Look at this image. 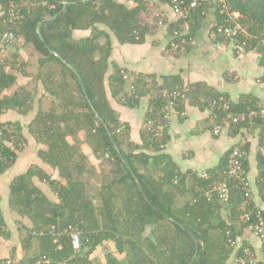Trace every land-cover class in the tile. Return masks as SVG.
Segmentation results:
<instances>
[{"label": "trees", "instance_id": "16d2710c", "mask_svg": "<svg viewBox=\"0 0 264 264\" xmlns=\"http://www.w3.org/2000/svg\"><path fill=\"white\" fill-rule=\"evenodd\" d=\"M47 1L54 7L39 4L14 26L16 37L37 56L35 67L32 57L24 61L19 47L1 43L5 24L0 22V117L10 110L21 116L15 122H0V174L16 163L26 141L38 146V157L48 165L47 169L33 163L11 183V209L26 220L22 222L28 231L25 243L34 239L37 254H46L54 264H228L232 255L241 256L248 243L239 238L259 216L264 217V210L254 201L244 209V191L233 182L228 201L215 189L232 147L216 168L208 169L209 178L182 170L165 151L169 132L153 139L147 130L149 119L165 117V94L153 95L171 89L167 87L178 83V78L160 81L140 72L133 91L122 73L128 68L111 60L113 37L122 44L145 42L151 26L141 22V14L149 9L148 0H135L130 6L119 0H67L66 5L65 0ZM227 1L242 14L252 36L244 50L264 55V0ZM208 3L199 0L186 17L168 24L173 41L187 48L191 35L201 27ZM7 7L8 0H0L1 17ZM215 7L219 23L223 16ZM77 30L91 31L76 38ZM176 30L179 35H174ZM235 42L239 47L243 38ZM5 46L7 55L1 53ZM18 73L33 81L18 86ZM197 90L188 89L187 94L206 109L211 99L220 96L230 99L235 113L258 104L250 97L235 101L212 89ZM150 92L142 142H138L118 107H137ZM32 112L25 133L23 121ZM247 128L259 131L258 185L264 199V119L228 127L236 134ZM248 165L247 159V169ZM35 177L48 183L58 200L51 199ZM0 221L4 223L2 216ZM51 225L60 232H32L42 227L48 231ZM71 225L82 233L77 252L65 231ZM5 232L0 230V236ZM229 237L237 240L236 246Z\"/></svg>", "mask_w": 264, "mask_h": 264}, {"label": "crops", "instance_id": "0c3cea01", "mask_svg": "<svg viewBox=\"0 0 264 264\" xmlns=\"http://www.w3.org/2000/svg\"><path fill=\"white\" fill-rule=\"evenodd\" d=\"M119 1L125 2L129 6L137 3L135 0ZM207 1L209 2L207 12L201 27L191 35L187 48L184 46L185 50L178 53L166 50V46L173 39L168 24L177 20L171 4L163 0H148L149 9L141 14V22L151 25V17L161 14L165 18L164 24L156 27L151 25L150 32L142 44H122L113 37L111 60L128 68L133 73L151 74L160 81L178 78V83L173 87L180 84L186 92L188 89L197 90L201 87V90L212 89V91L228 94L235 101L243 96L250 97L249 101L256 99L258 104L264 105V81H258L259 78L264 77V55L257 50H244L231 39L215 36L213 31L218 23L219 15L215 5L210 3L214 0ZM90 31L77 30L75 37H85L90 34ZM10 47H19L24 61L30 57H32V61L37 60L33 49L26 47L20 39L17 44ZM2 49L3 55L9 54L7 48L3 47ZM34 61L33 67H35ZM33 67L30 66L32 69ZM18 75V86L33 81L32 77H24L21 73ZM39 88L42 89L41 82ZM194 100H191L188 95V100L181 103V109L186 113L184 116L173 112L172 125L168 134L169 141L165 151L173 156L184 171L208 170L216 168L223 155L242 136L247 137L250 143L248 177L253 190V201L259 209L264 210V199L260 196L258 185V176L261 170L257 156L261 150L259 131L255 128H247L236 134L226 127L220 135H214L211 110L195 104ZM140 102L141 104L137 107H118L122 120L130 123L132 139L138 142H142L141 131L144 126L149 96H142ZM34 115L32 112L28 116V120L31 121ZM20 118L21 116L17 112L10 110L0 117V122H15ZM26 120L27 117L24 121ZM29 145L28 147L32 148L36 144L30 143ZM28 147L26 144L25 150L21 152L16 163L5 173L0 174V216L4 218L3 224L7 227V230H4L6 232L0 236V257L12 256L22 264L37 255L39 245L34 239L32 243H25L24 238L27 236L25 233L28 231L22 222L25 223L26 220L20 219V216L11 209V183L16 175L28 170L32 161L48 169V165L38 157V149L35 153L34 149L31 152ZM27 151L28 153H26ZM34 181L38 184L39 180L35 177ZM39 185L51 199L58 200L50 185H48L50 190L44 187L45 182H39ZM1 232L3 231L1 230ZM244 241L253 245L258 252L261 250V240L251 227L246 228L240 236L239 242ZM235 260L236 257L232 255L228 264H236Z\"/></svg>", "mask_w": 264, "mask_h": 264}, {"label": "built area", "instance_id": "2783aa9c", "mask_svg": "<svg viewBox=\"0 0 264 264\" xmlns=\"http://www.w3.org/2000/svg\"><path fill=\"white\" fill-rule=\"evenodd\" d=\"M199 3V0H191L189 3H186V0H170V4L173 8V11L177 17V20L186 17L192 8L196 7ZM43 4L48 5L49 7H54L53 4H49L47 0H8V7L4 17L0 16V22L5 24V30L1 36V43L8 45H15L18 43L19 39L16 37L14 26L21 22L26 12L35 8L37 5ZM212 4V3H211ZM213 5L219 6V13L223 16V19L216 24L213 34L216 36L221 35L227 39L233 41L243 38L242 47L248 44L249 39L252 37L249 33L248 27L242 22V14L239 11L233 10L231 5L227 0H214ZM165 22L163 15L158 14V16L151 17L150 23L153 27L162 25ZM150 25V26H151ZM179 31H175L174 35H179ZM174 38V36H173ZM181 49L185 50L184 45H181L175 40L171 42V47L169 51L175 52L176 50ZM124 78L129 82L131 89L134 91L137 80L139 78L137 73H132L126 69H122ZM258 81H264V77L259 78ZM156 92V91H153ZM153 92L148 94L149 97L153 95ZM165 94L166 104L164 106L165 117L162 118H151L147 122V130L151 138L156 139L162 138L167 134L172 125V113L176 108H181V103L188 100V94L185 89L179 84L176 87L171 89H159L156 94L153 95L154 98L161 97V94ZM131 96L132 94L129 93ZM209 109L212 113V131L214 135H220L226 127H238L242 121H248L251 125L259 119H264V105L257 104L255 106H249L246 110L235 113L230 108V99L225 96H220L219 98L211 99L209 104ZM221 112V113H220ZM181 115L184 116L186 113L184 110H181ZM11 128V126H9ZM248 138L242 136L238 142H236L231 149L228 162L226 167L221 173V179L215 186V189L220 192L222 200L228 201L231 194V182L235 183L236 186L240 187L244 191L245 201L242 204L243 208H246V205H249L252 202V187L248 177V169L246 167V161L249 158V149H248ZM23 146L26 147V142L23 143ZM264 153V148H263ZM2 159V153L0 151V161ZM197 174L204 178H209L211 173L208 170H194ZM250 213H246V218L249 219ZM255 234L261 240V250L258 252L257 249L248 244L243 249V254L239 257H236V264H264V217L259 216L258 220L253 223L252 226ZM0 230H7V227L4 226L0 221ZM56 226L51 225L49 230L42 227L35 229L34 234H45L47 232L55 233ZM67 231L71 237L72 245L74 250L80 251L82 247V233L81 229L78 226L71 225L67 228ZM60 232V231H58ZM56 241L58 237L56 236ZM229 241L232 246L237 245V240L229 237ZM0 264H22L19 263L12 256H1ZM25 264H54L49 256L46 254H37L32 260L28 261Z\"/></svg>", "mask_w": 264, "mask_h": 264}, {"label": "rangeland", "instance_id": "374dc122", "mask_svg": "<svg viewBox=\"0 0 264 264\" xmlns=\"http://www.w3.org/2000/svg\"><path fill=\"white\" fill-rule=\"evenodd\" d=\"M8 46L10 47V46H12V45H8ZM2 48H3V47H2ZM5 48L8 49L7 46H5ZM2 50H3V49H2ZM24 119H25V118H24ZM29 121H30V120H28V117H27V120L24 121V126H23V127H24V132H25V133H27V124L29 123ZM26 144H27V147L30 146L29 143H27V141H26ZM29 149L31 150V152H32L33 149H34V152H35V151H37L38 146L35 145V146L32 147V148H29V147H28V150H29ZM26 153H28V151H27ZM35 153H36V152H35ZM35 156H36V155H35ZM24 159H25V158H24ZM30 160H31V159H30ZM33 163H34V161H32V164H33ZM52 173H53V172H52ZM55 175H56V177H57V172H55ZM38 183H39V181H38ZM44 187H46L47 190H50V187L48 186V184H47L46 182H45ZM252 195H253V190H252ZM56 197H57V196H56ZM253 198H254V195H253ZM252 201H253V199H252ZM244 209H246V208H244ZM252 229H253V228H252ZM253 231H254V230H253ZM254 233H255V232H254ZM100 250H101V249H100ZM104 250H105V249L103 248V251H104Z\"/></svg>", "mask_w": 264, "mask_h": 264}, {"label": "water", "instance_id": "95a60500", "mask_svg": "<svg viewBox=\"0 0 264 264\" xmlns=\"http://www.w3.org/2000/svg\"><path fill=\"white\" fill-rule=\"evenodd\" d=\"M67 0H65L64 2H65V5L67 4V2H66ZM64 8H65V6H64ZM37 30H38V32H39V34H40V36L43 38V36H42V33H41V29H40V24H38V26H37ZM58 56H60L59 54H57ZM99 115V114H98ZM101 119H102V117L101 116H99Z\"/></svg>", "mask_w": 264, "mask_h": 264}, {"label": "clouds", "instance_id": "9594fccd", "mask_svg": "<svg viewBox=\"0 0 264 264\" xmlns=\"http://www.w3.org/2000/svg\"><path fill=\"white\" fill-rule=\"evenodd\" d=\"M240 48H242V49H244V47H242V46H239Z\"/></svg>", "mask_w": 264, "mask_h": 264}]
</instances>
